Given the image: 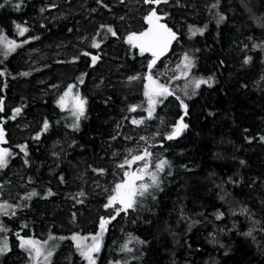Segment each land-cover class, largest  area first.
<instances>
[{
	"label": "trees",
	"instance_id": "1",
	"mask_svg": "<svg viewBox=\"0 0 264 264\" xmlns=\"http://www.w3.org/2000/svg\"><path fill=\"white\" fill-rule=\"evenodd\" d=\"M215 2L12 0L0 8V35L19 45L7 56L0 45L2 146L13 153L0 169V205H10L0 214L7 229L0 244L6 239L10 248L0 264H37L17 234L47 241L50 264H87L71 239L49 237L98 234L100 219L115 215L105 205L128 169L118 165L129 152L140 154L142 145L153 153V167L161 158L171 167L160 174V189H151L155 199L138 197L134 209L110 220L96 264H264V50L254 47L264 44V0H219L212 9ZM152 8L177 40L152 70L174 95L158 102L148 119L144 77L151 55L141 56L126 36L147 27L144 16ZM217 13L225 17L219 24ZM17 24L28 28L23 36ZM189 26L205 28L203 35L192 36ZM82 52L98 60L93 65ZM185 54L194 61L187 79L177 68ZM209 77L211 87L185 88ZM71 84L87 100L86 118L75 130L71 114L57 106ZM18 107L21 113L11 119ZM181 117L187 129L165 139ZM45 120L50 126L42 132ZM32 192L37 195L25 199ZM250 229L253 236H245ZM125 243L132 252L121 250Z\"/></svg>",
	"mask_w": 264,
	"mask_h": 264
},
{
	"label": "snow or ice",
	"instance_id": "2",
	"mask_svg": "<svg viewBox=\"0 0 264 264\" xmlns=\"http://www.w3.org/2000/svg\"><path fill=\"white\" fill-rule=\"evenodd\" d=\"M123 3L124 0H121ZM169 0H143V3L146 5H156L157 7L161 4H167ZM12 3V0H4V3H0V8H3L5 4ZM13 7L17 10L21 7L19 3L14 4ZM219 7V0H216L215 3L211 5L212 9H216ZM45 9H41V12H43ZM219 15V13H217ZM163 17L161 15H158L156 8H152L148 11L147 15L144 16V21L147 25L146 28H144L142 31L139 32H131L126 36V43L131 46L133 49H138L139 54L143 56L145 53L151 54V59L147 63V69L148 74L144 77V79L147 81L146 84H144V96L147 98L148 102V108L145 109L147 111L148 119H151L153 116L155 105L158 102H162V100L167 99L169 96L174 95V91L170 89L168 84L161 83L157 79H155L152 75V70L156 67L158 60L169 50L171 47L173 41L177 40L176 33L167 26L165 23H161V20ZM225 17L223 15H219V20L217 23L223 22ZM102 28H106V31L110 33L112 36H116V32L110 27L102 25ZM207 26L205 25V28ZM16 28L19 32L20 36H23L27 31V27H22L21 25L17 24ZM205 28H196L193 26H189V32L192 34V36H195L197 34L203 35V32ZM0 45H2L5 49V56L7 54L14 52L19 45L11 39H8L4 35H0ZM91 46L93 48H99L100 44L93 39ZM254 47H260L262 50H264V44L261 45H254ZM84 56L91 55L88 52H82L81 53ZM98 60V57L95 55H91V61L94 65L96 61ZM251 60V57L247 58L244 63L247 64ZM194 67V61L193 59L188 55L185 54L183 56V61L181 65H177V68L183 69L182 75L187 79L188 73L191 71V69ZM5 72H0V76H4ZM22 75H29V73H22ZM140 77H131L130 79L135 80L139 79ZM211 81L212 77H209L207 80L205 79H194L190 81V85L186 84L185 88L188 86H191L193 90L198 89L202 84H208L209 87H211ZM80 83H83V79L80 78ZM77 88L76 84L68 85L67 89L63 92V94L59 97L57 101V106L61 109V111H66L71 114V117L73 118L72 128L75 130L79 127V122L82 118H86V105L87 100L80 96L78 91H74V89ZM185 95H188L187 92H185ZM176 99L180 100L181 106L184 109L185 115H187V105L184 103V101L177 96ZM3 100H0V111H3ZM137 110V106H130L129 111L135 112ZM22 111V108L18 107L14 109L13 115L11 119H15L17 115H19ZM143 120H137L133 119L131 121L134 125L142 124ZM49 122L45 120L42 125V132H45L49 128ZM188 125L184 123L183 117L173 126V130L171 133L167 134L165 139L172 140L182 134V132L187 129ZM41 133H38L34 139L39 140ZM141 139H145L144 137H141ZM261 140H264V137H261ZM7 143L4 135V131L2 128H0V144ZM150 147V146H149ZM21 151L24 153L25 157H27L28 152L26 150V146H20ZM13 153L7 149V148H0V169L5 168L8 166V159L11 157ZM130 159H125V161L118 165L121 169H124L126 166L127 168H131L134 164L137 162H143V166L137 168L134 172L125 171L124 172V178L121 182H118L115 184V187L113 189V195L109 196L108 202L105 205L106 208H113L115 215H113L110 218H101L100 219V232L97 235H93L90 238L87 236L81 237L78 234H74L71 237L65 238V237H53L50 236L49 240H55V239H71L76 249L78 250L80 256L87 261V264H96V256L94 254H97L100 252L101 248V242L103 238L104 232L107 230L106 226L108 223H110L111 219H115V216L119 215L120 212L127 213L129 209H134L135 206L140 203L141 201L137 198H143L145 196H151L152 199H155V193L151 191V189H160L161 179L160 174L164 173L165 168H170L171 164L166 159H159L157 163H155V171L149 173V167L151 165L152 156L153 153L149 150L148 147L143 149L142 154L137 155H131L129 153ZM28 161L25 160V164H27ZM241 164H244V161L240 162ZM103 172L104 170H94ZM145 174H148L151 180V183H144V177ZM170 174V173H169ZM61 181H63V177H61ZM140 181V183H137ZM37 195V193L32 192L30 193L25 199H30L32 196ZM48 195H53L51 191H49ZM79 195H84L83 193H79ZM116 205H119L120 207H116ZM10 207V205H0V210ZM0 214H7L2 211H0ZM14 214V213H13ZM235 214V213H234ZM241 214H248L247 208L241 209ZM222 213L217 215V219L222 218ZM193 223H197L194 221ZM191 226V225H190ZM7 229L5 226L0 224V232H5ZM254 229H250L248 232L244 233L245 236H253ZM18 239L20 240L19 247L24 249L28 255L29 258L36 261L37 264H40L41 258H43V261L46 262V264H50V257L53 255V251L51 248H46L47 241L40 242L33 238H22L19 237V234H17ZM91 240V243H85L87 240ZM132 237L129 238L128 243L132 242ZM255 239V237H253ZM128 243H125L122 245V251L126 252H132L133 249L128 247ZM137 243L143 244L144 241L137 240ZM55 247V246H53ZM223 247V245H221ZM8 251H10V248L8 246V241L5 239L2 244H0V255L6 254Z\"/></svg>",
	"mask_w": 264,
	"mask_h": 264
},
{
	"label": "rangeland",
	"instance_id": "3",
	"mask_svg": "<svg viewBox=\"0 0 264 264\" xmlns=\"http://www.w3.org/2000/svg\"><path fill=\"white\" fill-rule=\"evenodd\" d=\"M171 72H172V68H169V67H167L166 68V71H165V76L167 77L169 74H171ZM153 75V77L155 78V79H159V78H162V75H161V73L160 72H157L156 74H152ZM3 144H0V148H3V146H2ZM144 148H146L145 147V145H142L141 146V152H140V154H142V152H143V149ZM129 153H131V155H134V153H135V151H132V152H129ZM129 153L127 154V157L130 159L131 157H130V155H129ZM143 166V162H137L136 164H134L131 168H128L127 169V171H130V172H134L137 168H139V167H142ZM153 171H155L154 170V167H153V164H152V161H151V165H150V167H149V170H148V172L149 173H151V172H153ZM123 180V179H122ZM121 180V181H122ZM144 183H148V182H150L151 183V180H150V177H149V175L148 174H145V177H144V181H143ZM137 183H140V181H138ZM116 207L118 208V207H120L119 205H116ZM0 211H4V209H2V210H0ZM97 235V234H96ZM91 237V236H90ZM89 237V238H90ZM85 243H91V240L89 239V240H87V241H85ZM102 243V242H101ZM94 255H96V254H94ZM34 261V260H33ZM35 263H36V261H34ZM43 263H44V261H42ZM86 263H87V261H86Z\"/></svg>",
	"mask_w": 264,
	"mask_h": 264
},
{
	"label": "water",
	"instance_id": "4",
	"mask_svg": "<svg viewBox=\"0 0 264 264\" xmlns=\"http://www.w3.org/2000/svg\"><path fill=\"white\" fill-rule=\"evenodd\" d=\"M167 52H168V51H167ZM167 52H166V53H167ZM166 53H165V54H166ZM149 54H150V53H149ZM165 54H164V55H165ZM150 55H151V54H150ZM164 55H163V56H164ZM163 56H162V57H163Z\"/></svg>",
	"mask_w": 264,
	"mask_h": 264
}]
</instances>
